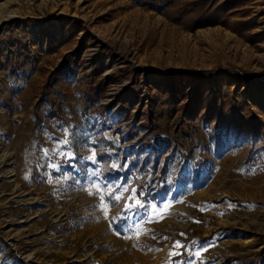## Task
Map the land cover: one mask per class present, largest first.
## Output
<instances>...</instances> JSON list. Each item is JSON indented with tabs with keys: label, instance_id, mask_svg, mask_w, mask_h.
<instances>
[{
	"label": "rangeland",
	"instance_id": "1",
	"mask_svg": "<svg viewBox=\"0 0 264 264\" xmlns=\"http://www.w3.org/2000/svg\"><path fill=\"white\" fill-rule=\"evenodd\" d=\"M229 6L0 0V264H264V0Z\"/></svg>",
	"mask_w": 264,
	"mask_h": 264
},
{
	"label": "trees",
	"instance_id": "2",
	"mask_svg": "<svg viewBox=\"0 0 264 264\" xmlns=\"http://www.w3.org/2000/svg\"><path fill=\"white\" fill-rule=\"evenodd\" d=\"M133 3L140 5L147 9H152L157 13H160L166 16L171 22L178 23L183 22L181 21L182 18L185 20V17L192 14L194 8L192 5L197 4L199 8V20L193 21L186 26L188 30H193L194 28L200 26H209V25H216L222 24L223 18L222 14L226 12L230 6V0H223L217 5H204L205 0H195L190 3H186L184 6H176L173 7L174 0H130ZM138 144V143H137ZM136 144V145H137ZM153 152V151H152ZM150 152L148 155H154V153ZM163 152H159L161 154ZM156 156V155H155ZM152 169H155L154 163L151 165ZM107 174L108 176H117L118 173L107 167ZM159 179L154 176H150L148 179L143 180L142 183H145V194L143 195L147 201L154 200L156 198L157 192L163 194L166 191L164 185H158Z\"/></svg>",
	"mask_w": 264,
	"mask_h": 264
},
{
	"label": "snow or ice",
	"instance_id": "3",
	"mask_svg": "<svg viewBox=\"0 0 264 264\" xmlns=\"http://www.w3.org/2000/svg\"><path fill=\"white\" fill-rule=\"evenodd\" d=\"M58 143H60L62 145H67L68 141H67V139H65L63 141H59ZM57 152L60 155L66 156L68 159H72L73 158V156H72V154L70 152H68V153H62L59 150H57ZM88 159L92 160L93 163H95V153H93L92 156L88 157ZM89 194H95V193L90 192ZM141 195H143V193H141ZM109 196L112 199H115L117 201L121 198L119 195L112 196V192L111 191L109 192ZM130 199H131V197H130ZM137 204L139 205V208H144L145 214L148 216V221L149 222H152L153 217H152L151 210L152 209H155L157 206L153 205V206H151V208H145V205L144 204H140L139 201H137ZM99 207H100V209L102 211H104V209L106 207L105 204L103 203V196H101V203H100ZM168 207H169V205L167 203H165L164 205L160 206L161 210H167ZM125 211H128V209H125ZM135 214L137 216H139L140 215V212L137 211ZM104 215L107 216V212L106 211L104 212ZM124 218L125 219H128L129 217L125 216ZM112 224H115L116 225L115 227H113V231L116 232L117 235H120L121 234V232H120V229L121 228H123L124 230H127V226L126 225L125 226H121L119 224V219L118 218L117 219H114L113 222H112ZM112 224H110V227L112 226ZM193 243H195V242H193ZM176 246L182 247V245H180V242L179 241L176 242ZM195 255H199V252L195 253Z\"/></svg>",
	"mask_w": 264,
	"mask_h": 264
}]
</instances>
